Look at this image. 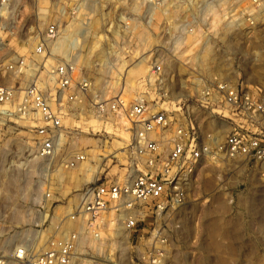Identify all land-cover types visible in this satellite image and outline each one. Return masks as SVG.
Masks as SVG:
<instances>
[{
  "label": "built area",
  "instance_id": "1",
  "mask_svg": "<svg viewBox=\"0 0 264 264\" xmlns=\"http://www.w3.org/2000/svg\"><path fill=\"white\" fill-rule=\"evenodd\" d=\"M210 1L163 7L154 50L136 58L146 61L137 91L107 98L98 83L111 80L110 58L90 68L81 46L60 52L56 23L23 38L25 6L0 0V127L34 133L42 177L78 196L56 226L38 206L36 228L0 264H121L125 249L133 264H162L163 221L188 203L199 170L229 162L264 178V63L247 67L243 11L219 32ZM80 24L91 34V18Z\"/></svg>",
  "mask_w": 264,
  "mask_h": 264
},
{
  "label": "rangeland",
  "instance_id": "2",
  "mask_svg": "<svg viewBox=\"0 0 264 264\" xmlns=\"http://www.w3.org/2000/svg\"><path fill=\"white\" fill-rule=\"evenodd\" d=\"M182 1L20 0L25 6L21 9L20 30L25 38L28 28L36 35L56 23L61 50L66 51L67 44L76 40V45L83 42L81 47L87 52L90 68L105 58L115 64L111 80L107 76L98 83L103 96L112 97L126 88L130 97L137 91L136 79L144 75L146 67L143 57L140 61L136 58L141 54L148 58L154 50L157 40L153 32L161 24L163 7L176 11ZM219 4H224L222 9ZM208 9L209 21L219 32H223L224 22L231 20L233 12L243 11L245 52L251 60L247 67L256 57L259 59L255 64L264 63V0H215L210 1ZM90 18L91 34L83 41L80 22ZM70 33L74 38L63 40ZM131 62L138 66L131 72L130 81H125ZM35 139L28 129L0 127V256L9 255L23 236L36 228L40 221L38 206H44L43 213L53 217L70 214L78 203V196L66 183L51 184L42 177L33 152ZM78 172L73 171V175ZM259 172L254 174L244 165L237 167L229 162L208 164L199 170L188 203L170 211L163 221L165 241L156 246L162 264H264V178ZM49 188L51 198L46 201L44 194ZM53 218L55 225L58 220ZM64 228L72 226L67 223ZM101 260L112 264L108 257ZM120 263L133 264L128 249L123 250ZM134 264L143 262L134 257Z\"/></svg>",
  "mask_w": 264,
  "mask_h": 264
},
{
  "label": "bare ground",
  "instance_id": "3",
  "mask_svg": "<svg viewBox=\"0 0 264 264\" xmlns=\"http://www.w3.org/2000/svg\"><path fill=\"white\" fill-rule=\"evenodd\" d=\"M209 5H210V3H209ZM80 30H82V32H84V38L82 39L83 41H84V39L86 38V34L88 33V32H86L85 30H83V28H82V26H81V29ZM80 32V31H79ZM69 35V36H68ZM77 35V34H76ZM75 35V36H76ZM60 37V36H59ZM69 37H72V39L74 38L73 37V35H71V33L70 34H67L66 36H64V37H62L63 38V40L65 39V41L66 42H70V38ZM80 37H81V34H80ZM59 40V39H58ZM75 40V39H74ZM76 41V40H75ZM75 41H72V42H74V43H72V44H67V49H65L66 51H68V47H71V46H74L75 48L76 47H79V46H82V44H83V42H82V44H79V45H76V42ZM61 42V41H60ZM60 45H61V43H59V51L60 52H62V53H64V52H66V51H63V50H61L62 49V47L60 48ZM70 45V46H69ZM145 74V73H144Z\"/></svg>",
  "mask_w": 264,
  "mask_h": 264
}]
</instances>
